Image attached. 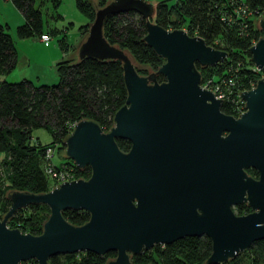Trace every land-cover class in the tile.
Wrapping results in <instances>:
<instances>
[{
  "label": "water",
  "instance_id": "obj_1",
  "mask_svg": "<svg viewBox=\"0 0 264 264\" xmlns=\"http://www.w3.org/2000/svg\"><path fill=\"white\" fill-rule=\"evenodd\" d=\"M124 11L144 19L141 39L162 58L147 75L102 35L104 18ZM152 14L145 0H109L94 11L77 58L118 60L124 103L107 131L81 119L63 139L64 156L78 168L87 166V178L42 193H6L0 264H48L51 256L83 251H113L103 264H132L131 255L153 245L201 236L210 241L204 263L221 264L264 239V13L262 35L248 48L261 77L239 93L245 110L237 118L222 113L220 99L198 85L195 64L213 66L226 52L181 29H164L149 20ZM115 139L128 141V149L121 151ZM249 167L257 179L245 174ZM240 203L250 211L235 214L232 207ZM36 204L49 210L40 233L6 226L16 210ZM65 209L85 211L88 219L72 225L61 215Z\"/></svg>",
  "mask_w": 264,
  "mask_h": 264
},
{
  "label": "trees",
  "instance_id": "obj_2",
  "mask_svg": "<svg viewBox=\"0 0 264 264\" xmlns=\"http://www.w3.org/2000/svg\"><path fill=\"white\" fill-rule=\"evenodd\" d=\"M20 13L24 23L15 29L17 38L40 37L56 30L43 27L40 5L44 0H8ZM54 10L58 0H50ZM154 2L150 21L162 26L185 28L187 35L201 37L206 45L226 52V59L213 66L195 64L200 78H219L227 66L237 67L239 92L252 88L261 72L255 70L250 61L248 48L262 35L257 18L264 10V0H151ZM105 0H99L103 6ZM245 4L249 15H242L237 4ZM78 11L88 19L93 10L83 0H75ZM237 10V11H235ZM240 11V12H239ZM247 13V12H246ZM56 16H59L57 13ZM85 34L86 24L78 27ZM145 33L144 19L133 11L108 14L103 21L102 35L105 40L128 54L131 61L146 64L156 69L162 58L141 39ZM217 40V43L213 44ZM66 49L64 37L58 43ZM16 51L14 41L5 24L0 22V163L4 167L0 178V218L9 207L8 191L42 193L49 190L46 166L53 168L51 159L46 158L47 148L64 149L63 139L71 132L78 120L89 119L98 124L102 131L112 125V117L125 100L126 91L122 80L121 63L118 60L99 61L84 58L72 62L69 59L56 62L58 81L52 85H38L22 78L17 82H7L8 74L15 66ZM133 63V62H132ZM135 68V66H134ZM135 70L142 75L141 71ZM157 80L162 79L157 75ZM220 111L235 116L230 105L220 103ZM43 128L50 135V141L41 144L32 138L33 129ZM121 151H126L129 143L115 139ZM50 150L52 154L53 150ZM65 163L71 164L70 160ZM64 164V163H62ZM77 178H87L89 168L72 166ZM47 206L36 204L18 209L6 222L8 228H17L22 233L38 234L48 214L37 210ZM30 209L32 214L23 216ZM237 215L250 211L245 203L233 207ZM62 217L72 225H80L88 219L82 210L65 209ZM210 252V241L204 237H183L170 244L153 245L139 254L131 255L132 264H205ZM245 253V258H242ZM247 253V254H246ZM115 256L113 251L98 255L89 251L73 254H58L49 257L48 264H103ZM29 264H36L32 259ZM221 264H264V239L234 258Z\"/></svg>",
  "mask_w": 264,
  "mask_h": 264
},
{
  "label": "rangeland",
  "instance_id": "obj_3",
  "mask_svg": "<svg viewBox=\"0 0 264 264\" xmlns=\"http://www.w3.org/2000/svg\"><path fill=\"white\" fill-rule=\"evenodd\" d=\"M83 1L89 4L90 8L93 10V13L97 8L101 7L98 5L99 0H83ZM108 1L109 0H105V3ZM35 2L37 3L38 0H35ZM40 11L42 15L43 27L47 29L54 28L56 31L48 34L49 45L47 47L43 46L41 43H38L36 41L37 39L36 37H30L24 39H20L17 37L12 38V40L14 41V47L16 51V63L14 68L8 74L3 75V78L7 82H17L22 78H26L32 81L33 85L35 86L42 84L52 85L57 83L58 81V75L55 68L56 62L65 59H69L72 62H74L77 61L78 59L77 49L74 48L78 44L80 39L79 37L81 36L78 27L80 25L86 24L85 34L82 35V38H84L85 35L87 34L88 26L93 20L94 14L92 18L88 19L85 15H83L80 11H78L75 5V0H59V4L55 10L51 6L50 0H44V2L40 5ZM56 13L60 15V17L56 16L55 15ZM164 29L171 30V28L169 27H166ZM178 29L182 30V28H178ZM183 31L187 34L186 29ZM63 37H64V43L66 45L65 50H61L58 45L59 40L62 39ZM132 62L135 68L138 71L142 72V75H147L148 73L155 71V69L151 68L146 64H140L134 61ZM161 80L162 79H159L157 81H161ZM238 116L239 114H236L234 117H238ZM31 135L32 138H36L41 144H46L50 141V135L43 128L33 129ZM52 150L53 152L49 158L51 159V163L53 165L59 167L64 166L65 168L70 167L71 164L75 165L70 159L64 156L63 153L64 149L60 150L53 148ZM68 160H70L71 164L65 163ZM3 173H4V167L0 163V178H3ZM74 177L75 179H77L76 174L74 175ZM47 178H48L49 189L56 186V184L58 183V181L52 176H48ZM32 213L33 211H31L30 209H26L25 211H23V216H27L28 214H32ZM37 213H41L42 215H45L48 214L49 211L47 212V210L44 207H42V209L37 210ZM242 254H243L242 258H245V253ZM19 264H29V262L27 260Z\"/></svg>",
  "mask_w": 264,
  "mask_h": 264
},
{
  "label": "built area",
  "instance_id": "obj_4",
  "mask_svg": "<svg viewBox=\"0 0 264 264\" xmlns=\"http://www.w3.org/2000/svg\"><path fill=\"white\" fill-rule=\"evenodd\" d=\"M145 1L150 2L152 4V6L154 5V2L151 0H145ZM236 6L238 9L239 8L242 9L241 10L242 15H244V14L249 15L250 14V11H246L247 7L245 4L242 3V5H240V3H239ZM235 11H237V10H235ZM263 13H264V10H263L262 14H260V17L263 15ZM258 20H259V17L257 18V24H258ZM182 30H185V28H182ZM39 40L40 41H47V40H49V37L47 34H42L39 37ZM215 43H217V40H215L213 44H215ZM208 46L214 48L211 45H208ZM223 59H226V56L224 58H222L221 60H223ZM221 60L219 62H221ZM219 62H217V63H219ZM255 70H257V69L255 68ZM236 72H237V67L234 69L231 67V65L227 66L226 69H224V74L222 76H220L219 78H214V77H210V76L206 77L205 79L203 78V80L200 78L199 87L201 89L211 91V93L215 99H220L219 100L220 103L221 102L227 103L228 105H230L232 107L235 114L240 115L242 112H244L245 106H244L243 100L238 96L239 93H241V92H239L240 91V89H239L240 82L238 80L239 77L235 74ZM73 125H72V127H73ZM50 150H51L50 148H47L45 150V156L48 159L51 155ZM72 166H74V165L71 164L70 167H68V168H65L64 166L59 167V168H56V167L53 168L51 165H49V166H46L45 172L47 173L48 176L54 177L58 181L57 184H59L63 181L65 182V181H70V180L75 179L74 175L76 173L73 170L74 168ZM24 208H21V209H24Z\"/></svg>",
  "mask_w": 264,
  "mask_h": 264
},
{
  "label": "crops",
  "instance_id": "obj_5",
  "mask_svg": "<svg viewBox=\"0 0 264 264\" xmlns=\"http://www.w3.org/2000/svg\"><path fill=\"white\" fill-rule=\"evenodd\" d=\"M58 2H59V0H58ZM0 22L7 26L10 36L12 38L13 37L16 38L14 30L16 29V27H18L24 23V19L8 0H0ZM79 33L81 35L80 30H79ZM36 38L38 39V40L36 39V41L38 43H41L43 46L47 47L49 45V42H48L49 40L40 41L38 37H36ZM79 38L80 39H79L78 44L83 39L82 35ZM30 41H33V40H30ZM78 44L74 48L77 49Z\"/></svg>",
  "mask_w": 264,
  "mask_h": 264
},
{
  "label": "flooded vegetation",
  "instance_id": "obj_6",
  "mask_svg": "<svg viewBox=\"0 0 264 264\" xmlns=\"http://www.w3.org/2000/svg\"><path fill=\"white\" fill-rule=\"evenodd\" d=\"M163 79V78H162ZM234 117V116H232ZM234 118H237V117H234ZM244 172L247 176L253 178V179H257L258 178V173L255 169L249 167V168H245L244 169Z\"/></svg>",
  "mask_w": 264,
  "mask_h": 264
}]
</instances>
